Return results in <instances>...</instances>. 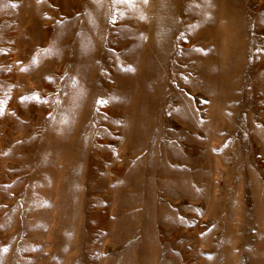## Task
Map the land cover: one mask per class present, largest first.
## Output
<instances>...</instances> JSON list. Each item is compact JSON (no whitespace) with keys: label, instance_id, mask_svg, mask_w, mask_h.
I'll list each match as a JSON object with an SVG mask.
<instances>
[{"label":"rangeland","instance_id":"1","mask_svg":"<svg viewBox=\"0 0 264 264\" xmlns=\"http://www.w3.org/2000/svg\"><path fill=\"white\" fill-rule=\"evenodd\" d=\"M0 264H264V0H0Z\"/></svg>","mask_w":264,"mask_h":264}]
</instances>
